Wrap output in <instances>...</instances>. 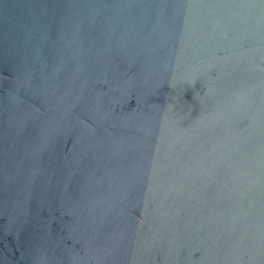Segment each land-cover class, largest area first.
<instances>
[{
	"label": "water",
	"instance_id": "1",
	"mask_svg": "<svg viewBox=\"0 0 264 264\" xmlns=\"http://www.w3.org/2000/svg\"><path fill=\"white\" fill-rule=\"evenodd\" d=\"M0 264H264V0H0Z\"/></svg>",
	"mask_w": 264,
	"mask_h": 264
}]
</instances>
